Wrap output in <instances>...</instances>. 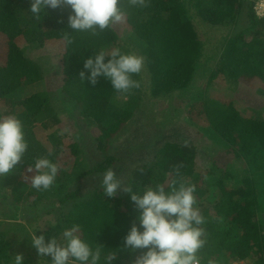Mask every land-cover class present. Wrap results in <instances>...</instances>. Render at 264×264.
<instances>
[{
	"label": "trees",
	"instance_id": "trees-1",
	"mask_svg": "<svg viewBox=\"0 0 264 264\" xmlns=\"http://www.w3.org/2000/svg\"><path fill=\"white\" fill-rule=\"evenodd\" d=\"M255 2L120 0L125 12L121 23L97 36L75 33L74 44L68 46L62 32L68 30L70 7L46 9L37 21L28 12L29 0H0V115L20 118L30 144L16 170L32 175L28 166L40 156L60 166L59 196L54 201L46 199V191L12 187L13 218H18L25 210L23 204L30 200L32 205L49 204L41 216L14 222L0 209V260L4 264H11V257L17 254H23L25 264H44L49 258L37 254L28 230L40 228L37 235L50 237L72 223L81 224L84 235L97 245L115 252L113 264H134L141 253L124 247V239L139 213L124 189L136 192L156 183L171 186L177 179L196 185L198 207L207 221L203 226L207 243L200 251L202 264H264V188L259 187L264 181V18L257 15ZM119 25L129 36L120 34ZM203 25L222 32L220 45L208 53V40L200 32ZM33 46L53 55V62L48 56L31 60L24 48ZM103 48L137 50L144 58V71L134 77L139 88L120 94L103 78L95 86L81 80L85 59ZM50 69L51 73L61 70L58 91L38 92L23 100L17 97L21 88L44 84ZM145 94L152 101L178 103L172 113L187 107L191 127L198 136L207 137L206 144L210 140L218 146V152L204 158L200 146L190 139L172 134L160 138L166 128L160 125L157 132L150 133L155 147L151 148L152 141L142 144V153L152 149L153 153L128 168L122 180L125 186L114 198L107 197L103 187L83 195V179L103 177L109 168L115 172L118 162L136 155L137 147L129 149L128 156L114 151L121 136L128 139L133 133L126 125L127 112L114 105L126 97L142 98ZM68 104L80 112L87 126L99 128L91 145L92 151L101 153V159L76 177V164L85 160L82 145L71 138L64 142L61 133L51 144L38 136L39 130L61 125L58 112ZM142 135L146 140V132ZM7 183L13 185L0 177L1 189L5 190ZM210 189L218 197L213 203L206 198Z\"/></svg>",
	"mask_w": 264,
	"mask_h": 264
},
{
	"label": "clouds",
	"instance_id": "clouds-1",
	"mask_svg": "<svg viewBox=\"0 0 264 264\" xmlns=\"http://www.w3.org/2000/svg\"><path fill=\"white\" fill-rule=\"evenodd\" d=\"M65 6L72 10L68 30L62 32L68 46L74 44L75 33L97 36L125 19L120 0H31L28 12L39 21L46 9ZM260 7L264 8V0ZM261 14L257 12L258 16ZM83 66L86 71L80 73L82 81H90L95 86L103 78L117 93L127 94L140 86L134 77L142 72L144 58L121 48H103L86 58ZM29 147L23 121L15 114L0 115V177L17 169ZM28 172L32 173L27 176L31 187L47 191L56 185L60 166L53 159L40 156L29 164ZM102 187L104 194L112 198L121 188V181L112 168L105 170ZM124 190L131 194L139 213L124 239V247L141 253L134 264H202L200 251L207 243L203 227L207 221L198 207L195 184L177 179L171 186L156 183L136 192L131 188ZM41 230L30 228L27 236L37 254L49 258L44 264H113L116 259L115 252L105 250L84 235L79 223H72L50 237L37 235ZM0 264L4 261L0 260ZM11 264H25L23 254L11 257Z\"/></svg>",
	"mask_w": 264,
	"mask_h": 264
},
{
	"label": "rangeland",
	"instance_id": "rangeland-1",
	"mask_svg": "<svg viewBox=\"0 0 264 264\" xmlns=\"http://www.w3.org/2000/svg\"><path fill=\"white\" fill-rule=\"evenodd\" d=\"M29 2L31 3V0H29ZM119 26L120 27L118 28L120 30H123L120 31V34L125 33L124 36H129V33L124 29V27L122 25ZM200 32L202 35H205L206 39L208 40L207 53L208 51L212 50V48L218 47L220 45L222 39V32L220 30H212L203 25L200 26ZM22 40L26 42L24 39ZM131 49L133 50V47H131ZM24 51L30 53L31 60H36L41 56H48L50 58L49 62H53L54 60L53 55L47 53L45 49L38 46L28 48L25 47ZM133 52L136 55L140 56L137 50ZM60 71L58 73H51L52 71L50 69L48 74H46L47 77L44 81V84L37 83L30 87L21 88L17 92V97L23 100L38 92L46 91L48 93H54L58 91L60 89V85L62 84V77H59ZM141 97L142 98H140V96L126 97L122 102L115 103L114 105L119 110L127 112L128 116L126 120V125L130 126V129L133 130V133L129 134L130 137L128 139H125L124 136H121L117 140V142H115V153L125 155L128 153L129 149L131 150L132 147H137L136 155L132 156L131 158L127 157L123 161L118 162L120 170H118L119 168L116 169L115 173L117 179L121 181L120 189L125 186L122 180L125 174L129 171L128 168L136 165V163L142 157L150 156L153 153V149L142 153V144L145 141H152L153 145L151 146V148L155 147V141L153 140L155 139V137L150 133L153 131L157 132V130L160 128V125L164 126V128L166 127L163 131L160 132V138H163L166 135L167 137H170L172 134L174 138L180 136L185 138L187 141H189L190 139L194 141L197 146H200L202 150H204H201V154H204V158L213 156L216 152H218V146L212 145L213 143L210 144V140L208 141V144H206L205 139L207 137L204 135H201L203 137L198 136V132L194 131L193 127H191V124L189 123L190 118L188 111L185 110L187 107L175 113H172V109H174L176 104L178 103L175 104L170 102H164L162 100L152 101V99H150L147 94L142 95ZM58 106L60 107L59 104ZM64 109H61L58 112V117L61 121V125L54 124L50 129L46 131L39 130L38 136L44 142H48L49 144H51V141L56 139L58 137V134L61 133L64 142L71 138V140H75L76 142L82 145L84 152H86L87 156L85 154V160L81 157L83 160L82 163L76 164V168L73 171V175L74 177H76L82 174L84 170L91 168L94 165L95 161H99L101 159V153L99 151H95L96 149L92 151L93 148L91 145L93 142L92 139L95 138L98 134L99 128L95 127L94 125L87 126L85 122H83V118L80 116V112L75 111L72 105L68 104L66 107H64ZM170 115L174 118L171 119ZM142 132H146V140L142 135ZM156 145H158V143H156ZM30 175H27L25 173L20 174L17 172V170H15L12 174L4 176L5 179H9L10 181H12L13 185H9L7 183L5 190L1 189L0 187V209L5 210V214L9 215L8 219L10 221H21V219L23 218L31 219L32 217L41 216L46 212L43 210L45 208L44 206H48L47 204H49L50 201L56 200L59 196L58 188L60 184H56L57 186H53L50 190L46 191V199L49 201L48 203H37V205H32L33 203L30 200L26 204H23L22 207L25 210H23V212H19L18 218H13V215L16 213V211L14 212L15 209L11 208L10 206L11 204H14L15 201L14 196H12V187H17L20 191H27L31 186L30 180L27 179V176ZM102 181L103 177H87L83 179L82 186L80 187L81 193L83 195H86L99 187L101 189ZM259 187L264 188V181ZM208 195L206 196L208 203H213L216 199H218V197H216L217 194L215 193L214 189H210ZM261 197V206L264 214V191ZM47 219L48 218L46 217L45 220ZM42 220L43 218L40 219V221Z\"/></svg>",
	"mask_w": 264,
	"mask_h": 264
},
{
	"label": "built area",
	"instance_id": "built-area-1",
	"mask_svg": "<svg viewBox=\"0 0 264 264\" xmlns=\"http://www.w3.org/2000/svg\"><path fill=\"white\" fill-rule=\"evenodd\" d=\"M261 0H256L254 9L256 12H261L262 14L259 15L260 18H264V8L260 7ZM235 264H242V263H235Z\"/></svg>",
	"mask_w": 264,
	"mask_h": 264
}]
</instances>
